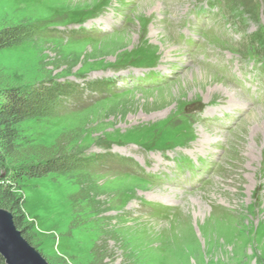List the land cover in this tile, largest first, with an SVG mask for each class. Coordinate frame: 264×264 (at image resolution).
Listing matches in <instances>:
<instances>
[{
	"label": "rangeland",
	"instance_id": "rangeland-1",
	"mask_svg": "<svg viewBox=\"0 0 264 264\" xmlns=\"http://www.w3.org/2000/svg\"><path fill=\"white\" fill-rule=\"evenodd\" d=\"M0 39V99L32 95L26 153L64 154L13 181L49 264H264V96L240 91L264 71V0H0Z\"/></svg>",
	"mask_w": 264,
	"mask_h": 264
},
{
	"label": "trees",
	"instance_id": "trees-1",
	"mask_svg": "<svg viewBox=\"0 0 264 264\" xmlns=\"http://www.w3.org/2000/svg\"><path fill=\"white\" fill-rule=\"evenodd\" d=\"M2 39H0V46ZM54 98L56 96H53ZM32 101V95L17 88H11L3 93L0 99V167L8 168L12 166L10 173L3 175L0 184V207L10 211L13 222L17 229L21 231L24 239L25 233L21 230V221L18 212L21 209L20 199L12 194L15 186L14 180L21 178H31L43 176L54 162L63 158L61 153H53L43 156V162H35L26 153L28 149L27 139L20 135V124L28 117V107ZM25 148V149H24ZM26 150V151H25ZM45 168V169H44ZM44 169L45 171H43ZM5 178L8 182H6ZM10 180V181H9ZM18 216V217H17ZM27 240V239H26ZM28 241V240H27ZM28 243H30L28 241ZM92 251L91 264H102L105 257L104 253H95ZM0 264H6L4 258L0 255Z\"/></svg>",
	"mask_w": 264,
	"mask_h": 264
},
{
	"label": "water",
	"instance_id": "water-1",
	"mask_svg": "<svg viewBox=\"0 0 264 264\" xmlns=\"http://www.w3.org/2000/svg\"><path fill=\"white\" fill-rule=\"evenodd\" d=\"M0 255L6 264H49L21 235L10 212L0 208Z\"/></svg>",
	"mask_w": 264,
	"mask_h": 264
},
{
	"label": "bare ground",
	"instance_id": "bare-ground-1",
	"mask_svg": "<svg viewBox=\"0 0 264 264\" xmlns=\"http://www.w3.org/2000/svg\"><path fill=\"white\" fill-rule=\"evenodd\" d=\"M150 0H145V2H149ZM152 1V0H151ZM193 70H195V72L193 73V75L192 74H190L189 76H193V77H200V76H202V74H204V73H202L203 71L205 72V73H208V72H210V71H208V70H203V69H199V68H197V67H193L192 68ZM191 70V69H190ZM203 70V71H202ZM188 73H190V72H188ZM211 73V72H210ZM212 74H214V73H212ZM216 75V74H215ZM224 89H225V86H223V85H221V86H218V87H212V88H210V90L212 91V92H223L224 91ZM231 91V90H230ZM221 92V93H222ZM224 93V92H223ZM239 93V92H238ZM239 96V95H238ZM231 99V98H230ZM261 116H264V108H256V109H254L252 112H251V114L249 113V118L251 117V118H257L256 120H257V122H258V117H261ZM259 122H260V120H259ZM259 126V125H258ZM261 127V126H260Z\"/></svg>",
	"mask_w": 264,
	"mask_h": 264
}]
</instances>
